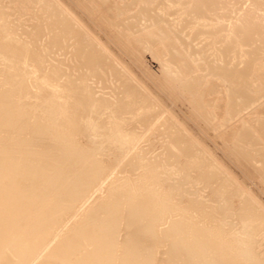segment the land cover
Instances as JSON below:
<instances>
[{"label": "bare ground", "instance_id": "1", "mask_svg": "<svg viewBox=\"0 0 264 264\" xmlns=\"http://www.w3.org/2000/svg\"><path fill=\"white\" fill-rule=\"evenodd\" d=\"M37 1L0 0V264H264V203L214 148L212 154L202 145L198 132L203 140H218L208 128L219 118H210L213 94L240 119L264 88L259 93L253 87L264 75L258 61L243 67L209 63L208 85L193 77V69L203 73L205 65L188 47L193 36L219 33L200 23L217 0L190 1L185 13L193 12L201 27H191L187 38L175 19L162 25L157 15L135 30L127 20L139 0L127 7L120 0H66L69 6L46 0L43 8L37 5L39 14ZM142 2L144 12L151 7L143 4L156 0ZM93 13L101 19H91ZM117 28L124 47L115 39ZM147 34L159 35L151 41L162 44L158 52L166 56L162 73L170 91L177 84L192 97L188 114L171 110L166 98L161 105L163 94L151 95L155 89L128 61L126 53L142 49ZM259 34L256 23L244 21L219 40L222 49L210 41L201 49L208 55L216 49L222 57L252 45ZM255 113L264 116V102ZM260 117L233 129L228 140L234 144L220 145L239 165L257 162L259 185Z\"/></svg>", "mask_w": 264, "mask_h": 264}, {"label": "rangeland", "instance_id": "2", "mask_svg": "<svg viewBox=\"0 0 264 264\" xmlns=\"http://www.w3.org/2000/svg\"><path fill=\"white\" fill-rule=\"evenodd\" d=\"M41 1H42V3H41ZM39 0V1H37V2H34V9H36V7H38L39 6V8L40 7H42L43 8V6H44V4H43V2L45 1L46 2V0ZM50 1V0H49ZM53 1V0H52ZM51 1V2H52ZM56 1V0H55ZM55 1H53V2H55ZM61 1H63V2H61ZM64 1H65V3L67 4V2H70L69 0L66 2V0H59L58 2L60 3V4H65L64 3ZM118 2H119V0H117ZM155 1V0H154ZM191 0H163V1H160V0H156V2H153L151 5H148L146 2L143 4V7H151V8H149V9H147L146 11H144V12H142L141 11V8H142V0H139L138 1V3H137V5L136 4H133V10L131 11V16H130V18L127 20L128 22L130 21V22H133V24L135 23L136 24V26L134 27V29L135 30H137V29H140V28H143V27H145L147 24H151V21H153L155 18H153V15H157L159 18H161V22L160 23H162L163 21L165 22V20H166V24L167 23H173V20L174 21H176V24H177V27L180 29V30H183L182 32H180V35L183 37V38H187L186 37V34L187 33H190V31H191V27H197L196 29H198V27H201L200 25H199V22L196 20V15L193 13V12H191L190 10H188L189 12H187V13H185V11H186V9L187 8H190L191 6H192V4H191V2H190ZM39 2V3H38ZM52 2V3H53ZM131 2V0H120V4L122 5V6H129V3ZM32 4H33V2H31ZM79 3H81L80 5L82 6V7H85V2H83V1H79ZM84 5H83V4ZM132 3V2H131ZM141 3V5H139ZM41 4V5H40ZM42 4H43V6H42ZM55 4H57L58 5V3L56 2ZM59 4V5H60ZM69 4V3H68ZM67 4V5H68ZM38 5V6H37ZM138 5H139V7H138ZM69 6V5H68ZM135 6V7H134ZM137 6V7H136ZM165 6H167V7H165ZM64 7H65V5H64ZM67 7V6H66ZM39 8H37V9H39ZM129 8V7H128ZM37 9H36V11H37ZM41 9V8H40ZM62 9H63V6H62ZM65 9V8H64ZM71 7L69 8L68 7V9L66 8V10H65V12L67 13V11H69L68 13H70L71 12ZM40 12L42 11V10H39ZM40 12H38L37 11V13L39 14ZM98 13V12H97ZM96 14V13H95ZM94 13H93V16L91 17V19L93 18V20L96 18V19H101V17H98V15L96 14L95 15ZM96 16V17H95ZM100 16V15H99ZM90 19V18H89ZM147 20H151V21H147ZM92 21V20H91ZM244 21H250V22H252V23H256L258 26H259V28H260V34L259 35H257V37H256V39H255V41H254V43L252 44V45H245V46H243L241 49H238V50H236V51H232V52H226L225 54H224V56H222V57H219L218 56V54H217V52H215V50L216 49H213V50H211V51H209L208 53H210V52H212L213 51V54L211 53V55L209 54H204L203 53V50L201 49V47H203L205 44H208V42L210 41V42H213V44H215V47H220L221 49H222V46H221V42L219 41L220 39H222V37L223 36H226L227 34H229L230 33V29H231V27H232V25H234V24H238V23H241V22H244ZM200 23H208L209 25H212L213 27H216V28H218L219 29V33L217 34V36L216 35H210L211 37L209 38V39H206V36H208L209 34H207V35H204V34H201V35H199V36H193V39L192 40H194L193 41V46L192 45H190V47H188V48H190L191 49V51H192V53L196 56L195 58H196V63L198 64V65H202L200 62H202L203 63V67H204V65H205V67L203 68V71L205 70V72H198L197 71V73L196 72H194V70L195 69H193V74L195 75V76H193V77H195V78H197V80H199V79H201L200 81H202L203 80V82H202V84H209V82L208 81H210V80H212V77H213V75H211L212 73H213V71H212V68H210L209 67V63L211 64L210 66L212 67L213 65H215L214 63H216V64H221L222 62H223V60L225 61L224 63H228L229 64V66H234V65H238V67H243V66H245V63L246 62H248V61H258L257 63H258V66H260L261 67V65H262V67H261V69L260 70H262V68L264 67V0H217V5H215V7H214V9L212 10V11H210L209 12V15H208V18H206V21H200ZM162 25H163V23H162ZM187 25V27H185ZM85 28V27H84ZM88 28V27H87ZM194 28V29H195ZM118 30H114V31H116V34H115V36H118L117 38H115L117 41L119 40V45L122 47V45H123V47H124V41L126 40V39H124V37H122V36H120L121 35V31H120V29L119 28H117ZM89 30V29H88ZM90 31H92V30H90ZM117 31H118V33L120 34H117ZM114 34V33H113ZM155 35V36H154ZM149 36H150V41H151V36H152V38H154V40L156 41V37H158L159 35H156V34H147V36L146 37H148V39L146 38V40H148V43L150 42L149 41ZM122 38V39H121ZM145 40V39H144ZM143 41V45L141 44L140 46H141V48L142 49H139V47L137 48V50H136V52L135 53H133V50H132V52H131V50H129V52H128V50L126 49V47L124 48L125 49V51L126 52H128V53H126L127 55H129L127 58H128V61H130L131 60V66L133 67V70L136 72L137 71V74H139L140 75V77H141V79L144 81V83L148 86V85H150V88L152 89V90H154V91H152L151 89V95H153V96H156V95H154L155 93L156 94H158V93H160V95H162L163 94V96H161L160 98L161 99H159V94L157 95V98L159 99V100H161V102H162V104L161 105H163V101H162V99L164 98H166L165 100H164V103H165V101H166V103H168L167 104V106L169 105V106H171L170 108H171V110L174 108V107H176V108H174L175 110H179L180 111V109H181V113L183 112L184 114H186L187 112H188V109H189V111L191 112L192 110H193V105L191 104L192 103V97L190 96V94L188 93L187 94V92H185L180 86H178L177 84L176 85H172V91H170L171 90V87H170V85L169 84H166L167 83V80H166V78H165V76H164V74L162 73L163 72V63H164V61L161 63V61H162V57H161V55L164 57V58H166V56L164 55V54H162V52H161V54L158 52V48L160 47L161 48V46H162V44H161V46H158L157 45V43L154 41V40H152L151 41V43L153 42V43H156V45L155 44H153L152 43V45H151V43H150V46H149V44L147 43V41ZM158 41H160V39L158 38L157 39ZM123 42V43H122ZM122 44V45H121ZM147 44V45H146ZM158 44H160V43H158ZM146 45V46H145ZM196 45L198 46L197 47V49H199L200 48V51H202V52H200V51H197V53L195 52V48H196ZM144 46H145V48H144ZM149 46V47H148ZM152 46V47H151ZM195 46V47H194ZM212 45H209V47H211ZM149 48V49H148ZM154 48V49H153ZM140 51H139V50ZM154 50V51H153ZM156 52H158V53H156ZM190 52V51H189ZM131 53H132V55H131ZM156 54L157 56L155 57L153 54ZM196 53V54H195ZM199 53V54H198ZM202 55H201V54ZM134 54V55H133ZM137 55V56H136ZM201 56H203L202 58H200ZM207 56H209V57H207ZM131 59H130V58ZM199 57V58H198ZM135 58H137V59H135ZM155 58V59H154ZM198 58V59H197ZM205 58V59H204ZM133 59V60H132ZM138 59H140V60H138ZM200 59H202V60H200ZM204 59V60H203ZM136 60V61H135ZM160 60V61H159ZM200 62H199V61ZM140 61V62H139ZM205 61H207L208 62V64H207V62H205ZM245 61V62H244ZM137 62V63H136ZM205 62V63H204ZM211 62H213V64L211 63ZM261 62V63H260ZM134 63V64H133ZM140 63V64H139ZM160 63H161V65H160ZM256 63V64H257ZM263 63V64H262ZM206 64L208 65V66H206ZM261 64V65H260ZM139 65H140V67H139ZM145 65V66H144ZM136 67V68H135ZM165 68V67H164ZM213 68H214V66H213ZM141 69V70H140ZM208 69V70H207ZM198 70H199V68H198ZM202 70V69H201ZM196 71V70H195ZM262 71H264V69L262 70ZM206 72H208V74H209V76H210V79L209 78H207V76L204 74V73H206ZM200 73H202L203 74V76L201 77V75H200ZM207 74V73H206ZM200 77H199V76ZM162 76V77H161ZM196 76H198V77H196ZM204 76H206L205 78H204ZM203 78V79H202ZM214 78L216 79L217 77L216 76H214ZM213 78V79H214ZM157 79V80H156ZM208 79V81H205V80H207ZM249 79H252V78H249ZM248 79V80H249ZM147 80H148V82H147ZM153 80V81H152ZM158 80H159V82H158ZM259 80V82L260 83H258L257 81V83L255 84V86H254V84H253V87L255 88L256 87V90L260 93V90H261V88H263L264 87V75L262 76V82H261V78L260 79H258ZM151 81V82H150ZM251 81V80H250ZM250 81H248L249 82V84L250 83H255V82H250ZM157 84V88H156V84ZM261 83L263 84V85H261ZM261 86V87H259V85ZM153 85V86H152ZM252 85V84H251ZM161 88V89H160ZM166 88H168V89H166ZM177 88V89H176ZM149 89V88H148ZM161 91H160V90ZM169 90V91H168ZM263 90H264V88L262 89V95H258V100L260 99L259 98V96H261V98L262 99H260V101H258V103H254V104H252V106H254V108H252V106H249V108H252V110L251 109H244V110H242L238 115H239V118L240 119H238V117H236V116H233V115H231V114H228L227 112L229 111V109H225V107H223L224 106V102L222 101V100H216V101H213L214 100V98H216V95H214L213 94V96L214 97H210V96H212V95H210V96H208V97H210L209 98V100H211L210 102L211 103H213V102H215L214 104H213V106L212 107H217V106H219L218 107V109H220V110H222V108H223V110L221 111V113H220V110H218L217 111V113L219 114V115H217V113L215 112L216 111V109L215 108H213V110H215V111H213L212 110V114H210V118H215V117H217V116H219V118L217 117V123L214 121V120H216V119H214V120H210V124H211V122L213 123V124H211V125H209L208 126V128L210 129V132H211V134L212 135H219V136H216L215 138L216 139H218L219 140V143H218V140L216 141L215 139H213L212 140V142H208V140H203L204 138H202V134L204 133L202 130L201 131H198V132H200V136H201V142H202V145L204 146V147H206L208 150H209V152L211 153L212 152V154L214 153L213 152V148H214V150H215V154L214 155H216V156H218V154H219V156H218V158H219V160H220V162H222L223 164L225 163V165H226V167L228 168L229 166V170L236 176L237 174V176L236 177H239V180L242 182V183H244L245 184V186H246V188H249L250 190L252 189V190H255L256 191V193L258 192V198H259V200H261V202L262 203H264V191H263V189H264V184L263 183H261L260 185L258 184V180L260 179V178H258V175L257 174H255L256 172H255V167H256V165H257V162L256 161H253V163L251 164V165H246V163H245V165H244V162L243 163H241V162H239L240 163V165L239 164H237L238 163V159H237V161L235 160L236 158L235 157H232L231 156V158L229 157L230 155L229 154H231V152H230V150L227 148V147H223V146H220L221 145V143H222V141H224L223 143H229V142H231V140L229 141L228 140V138H230L229 136H231L232 135V133L237 129L238 131H240V129L242 128V125L240 126V124H241V122H243L244 123V119H242V121H241V118H242V112H246V114H243V117L245 116V118H246V116H249V117H247L246 119L248 120V122H249V120L250 119H252L253 121L254 120H256V119H259V117L257 116V114L255 113L256 111H257V106H259L261 103H263L264 102V92H263ZM257 91H255V93H257ZM182 92V93H181ZM180 94V95H179ZM182 95V96H181ZM184 95V96H183ZM186 95V96H185ZM169 96H172V97H169ZM177 96V97H176ZM263 96V97H262ZM169 97V98H168ZM174 98H175V100H174ZM177 100V101H176ZM188 100V101H187ZM168 101V102H167ZM190 101H191V103H190ZM218 101H219V103H218ZM160 102V103H161ZM257 102V101H256ZM165 103V104H166ZM179 103V104H178ZM222 103H223V105H222ZM164 104V105H165ZM217 104V105H216ZM219 104V105H218ZM175 105V106H174ZM215 105V106H214ZM166 106V107H167ZM189 106V107H188ZM163 108H165L164 106H162ZM177 107L179 108V109H177ZM211 107V108H212ZM227 107V106H226ZM162 108V109H163ZM168 108V109H167ZM167 108H165V111L166 110H170L169 109V107H167ZM191 108V109H190ZM255 110V112H254V110ZM170 110V111H171ZM226 110V111H225ZM169 111V112H170ZM174 111V110H173ZM172 111V112H173ZM210 111H211V109H210ZM167 112V111H166ZM189 112V113H190ZM216 113V115L215 114H213V113ZM182 113V114H183ZM223 113V114H222ZM225 113H227V114H225ZM248 113H249V115H248ZM254 114V115H252L251 117H250V115L251 114ZM188 114V113H187ZM215 115V116H214ZM220 115H222V117H224V118H222ZM224 115V116H223ZM228 115L230 116V118L228 117ZM240 115H241V117H240ZM256 116V118L254 119V118H252V117H255ZM196 117V119L195 120H198L199 118L197 117V116H195ZM194 117V118H195ZM222 119H221V118ZM237 119H236V118ZM264 116H261L260 118L261 119H264L263 118ZM198 118V119H197ZM232 118V119H231ZM248 118H250V119H248ZM218 119H220V122H219V120ZM227 120L226 122H225V120ZM230 120V121H229ZM199 121V120H198ZM222 121H224V123L222 122ZM238 121L240 122V123H238ZM251 121V120H250ZM216 123V125H215V123ZM228 122H230V123H228ZM246 122V124H244L245 126H248V122L247 121H245ZM220 124H222V125H220ZM226 124H227V126H226ZM228 124H229V127H228ZM238 124V126H235V125H237ZM197 125H199V123H197ZM213 125H215L214 126V128L216 127V126H218V127H216L217 128V131L214 129V128H212V126ZM219 126H220V130H219V133H218V129H219ZM224 126H226V127H224ZM231 126H232V129H231ZM249 126H250V124H249ZM221 127H222V130H221ZM208 129V130H209ZM212 129L214 130V131H212ZM226 129V130H225ZM230 129V130H229ZM233 129H234V131H233ZM208 130H206V131H208ZM232 130V131H231ZM222 131V132H221ZM228 131V132H227ZM230 131V132H229ZM201 132H203V133H201ZM210 132H209V134H210ZM224 132V133H223ZM224 134V138H223V136H221V135H223ZM228 135H227V134ZM199 135V134H198ZM204 135V134H203ZM205 137V136H204ZM223 139H222V138ZM227 137V138H226ZM226 140V141H225ZM215 142H216V145H215ZM213 143H214V145L215 146H213ZM218 144V145H217ZM231 144H234V143H232L231 142ZM230 145V144H229ZM217 146H219L218 148H219V150L220 151H218V148H215V147H217ZM231 146V145H230ZM223 147V148H222ZM233 147V146H232ZM234 147H235V145H234ZM210 148H212V149H210ZM226 148H227V151L225 152V150H226ZM237 148H239V149H241L240 147H237ZM221 149L223 150V151H221ZM219 152H221V153H219ZM228 152V154L225 156V158L223 157L226 153ZM230 152V153H229ZM221 155V156H220ZM223 155V156H222ZM220 157H221V159H220ZM231 159L232 161H233V163H231V162H229V160ZM224 160H226L225 162H224ZM234 161H236V162H234ZM229 165H228V164ZM230 164H232V165H230ZM241 164H242V166H241ZM254 164V165H253ZM256 164V165H255ZM235 165V166H234ZM239 166V167H238ZM247 166H249V167H247ZM251 166H252V168H251ZM235 168V169H234ZM243 168V169H242ZM240 169V170H239ZM252 169V170H251ZM234 170H235V172H234ZM238 170H239V172H241L240 174H239V172H238ZM246 170V171H245ZM254 170V174L252 173V171ZM237 171V172H236ZM244 172V173H243ZM250 175V176H249ZM254 175V176H253ZM257 175V176H256ZM244 177V178H243ZM246 177V178H245ZM252 179H251V178ZM248 178V179H247ZM245 179V180H244ZM250 179V180H249ZM258 179V180H257ZM244 180V181H243ZM249 181V182H248ZM254 181V182H253ZM258 181V182H257ZM252 182V183H251ZM261 182V181H260ZM256 185V186H255ZM259 185V186H258ZM263 185V186H262ZM259 187V188H258ZM257 190H256V189ZM263 188V189H262ZM263 191V192H261V190Z\"/></svg>", "mask_w": 264, "mask_h": 264}]
</instances>
